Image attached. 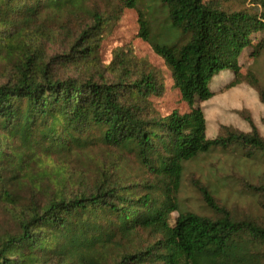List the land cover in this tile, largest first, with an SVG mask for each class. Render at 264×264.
<instances>
[{
  "label": "trees",
  "instance_id": "trees-1",
  "mask_svg": "<svg viewBox=\"0 0 264 264\" xmlns=\"http://www.w3.org/2000/svg\"><path fill=\"white\" fill-rule=\"evenodd\" d=\"M86 1L0 0V54L11 63L0 82V177L10 158L22 167L29 156L64 157L94 143L134 153L145 177L127 182L101 167L76 189L67 190L61 180L47 200L24 208L16 232L0 237V264H259L252 245H264V224L234 218L206 188L200 191L214 216L185 211L172 222L171 213L179 209L185 162L234 146L246 157L264 156V137L250 116L249 131L222 126L208 138L204 112L194 106L213 97L210 84L224 72L234 76L227 88L246 81L264 103L258 80L243 74L239 64L252 34L264 33V0L240 9L228 6L229 0H153L163 8L167 28L184 38L181 44L152 43L149 21L141 20V37L165 61L189 106L164 116L153 113L149 103L163 92L161 75L148 66L138 69L127 54L114 55L112 78L59 71L98 59L108 17L96 7L84 28L65 32L60 52L51 53L36 38L26 40L24 28L43 13L76 12ZM142 1L121 4L138 8ZM1 194L7 204L12 201L5 189ZM143 231L153 240L130 247Z\"/></svg>",
  "mask_w": 264,
  "mask_h": 264
},
{
  "label": "rangeland",
  "instance_id": "rangeland-1",
  "mask_svg": "<svg viewBox=\"0 0 264 264\" xmlns=\"http://www.w3.org/2000/svg\"><path fill=\"white\" fill-rule=\"evenodd\" d=\"M250 1L229 0L227 4L235 9L250 8ZM85 4V8L77 9L76 12L48 10L43 13L38 23L24 28L26 40H29V37L36 38L35 41L45 43L51 53L60 52L67 43L65 32L76 34L84 28L89 22V12L96 7L108 17L101 33L98 59L66 64L65 67H70L69 71H59L69 75L78 74V77L92 75L96 79L102 76L112 78L114 73L109 66L114 55L122 52L127 54L126 58L138 69L148 66L161 75L163 92L149 97L153 113L164 116L173 110L180 113L189 111V106L175 85L169 67L152 48V43L181 44L184 41L179 31L167 28L163 8L153 0H143L138 8L125 7L121 0H87ZM142 19L149 21L152 43L140 35ZM68 37L70 41L71 34ZM10 64L5 58V52H1L0 82L6 81ZM239 64L241 72L254 74L264 90V33L252 34V46L244 49ZM233 77L230 72L221 73L210 84L213 97L204 102L196 101L194 104L204 112L206 136L216 137L222 132V126L249 131L251 127L246 117L250 116L258 132L264 137V103L259 99L258 90L246 81L227 88ZM101 167L127 182H138L145 177L134 153L111 149L101 143H94L64 157H45L41 152L26 158L22 167L16 157L8 159L0 177V237L18 230V220L30 202H44L63 180L67 190L76 189L81 181L93 178ZM200 186L206 188L234 218L253 219L264 224V192L260 189V186H264L262 154L256 153L252 157H246L239 147L234 146L200 153L185 162L177 196L179 209L171 213L172 222L178 212L215 215L204 201ZM3 189L11 194L12 201L8 204L2 198ZM152 240V235L143 231L140 236L134 238L130 247H142ZM252 249L261 259L259 264H264V245L253 244Z\"/></svg>",
  "mask_w": 264,
  "mask_h": 264
}]
</instances>
